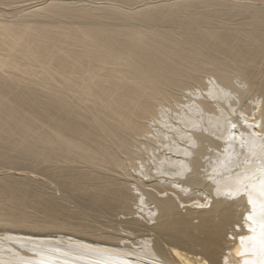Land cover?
Wrapping results in <instances>:
<instances>
[{"label": "bare ground", "instance_id": "6f19581e", "mask_svg": "<svg viewBox=\"0 0 264 264\" xmlns=\"http://www.w3.org/2000/svg\"><path fill=\"white\" fill-rule=\"evenodd\" d=\"M261 205L264 0H0V264H264Z\"/></svg>", "mask_w": 264, "mask_h": 264}, {"label": "snow or ice", "instance_id": "6c2138e0", "mask_svg": "<svg viewBox=\"0 0 264 264\" xmlns=\"http://www.w3.org/2000/svg\"><path fill=\"white\" fill-rule=\"evenodd\" d=\"M249 204H250V205H253V208H254V202H253L251 199H249ZM261 207H262V209H264V205H261ZM246 219H247L248 221H251L252 223H255V219H254L253 215H251V214H250ZM259 227H260V229H261V233H260V242H261L262 244H264V223H261V224L259 225ZM249 230H250V231H255V229H253V228H250ZM241 240H242V242H243L244 238L241 237Z\"/></svg>", "mask_w": 264, "mask_h": 264}]
</instances>
